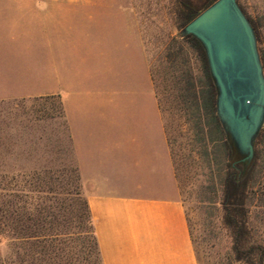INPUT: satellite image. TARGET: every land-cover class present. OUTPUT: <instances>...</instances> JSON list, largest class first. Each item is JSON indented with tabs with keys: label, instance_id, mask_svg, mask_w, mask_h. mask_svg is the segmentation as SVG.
Returning <instances> with one entry per match:
<instances>
[{
	"label": "crops",
	"instance_id": "0c3cea01",
	"mask_svg": "<svg viewBox=\"0 0 264 264\" xmlns=\"http://www.w3.org/2000/svg\"><path fill=\"white\" fill-rule=\"evenodd\" d=\"M23 1L0 24V100L58 96L101 264H199L132 7Z\"/></svg>",
	"mask_w": 264,
	"mask_h": 264
},
{
	"label": "rangeland",
	"instance_id": "374dc122",
	"mask_svg": "<svg viewBox=\"0 0 264 264\" xmlns=\"http://www.w3.org/2000/svg\"><path fill=\"white\" fill-rule=\"evenodd\" d=\"M237 2L255 30L259 54L264 59V0ZM112 4L132 7L135 33L149 61L153 91L165 119L180 196L185 203L198 262L237 264L230 257L231 240L221 223L220 203L210 201L206 195L204 188L208 185L209 170L202 162L199 147L194 142L191 124L178 106L176 85L172 78L175 72L169 68L164 57L167 41L171 37L182 38L178 35L181 29L173 21L172 0H112ZM24 6L23 0L20 3L19 0H0V24L10 22L19 14L32 12ZM87 6L86 13L91 16L99 14V3L93 2ZM42 9L45 12L46 9ZM32 29L36 30L33 37L45 38L42 29V32L35 27ZM22 32L23 36H30L28 27H22ZM187 52L194 72H197V58L190 48H187ZM61 123L60 100L56 95L0 100V206L4 201L12 199L8 196L9 189L16 190L13 200L20 207L27 199L26 188L30 184L44 190L55 188L57 193L39 194V202L47 209L51 205L55 206L53 209L60 222L58 228L67 235L59 238L54 254H49L53 256L52 259L34 251L30 252L31 255L35 260L45 258L41 262L37 259L38 264H101L92 228L86 219L81 179L74 170L71 155H67L66 142L63 148L66 157L61 159ZM260 147L264 153V143ZM258 176L260 174L255 178L258 179ZM74 188H78L79 195L64 193ZM261 210L255 208L253 216L261 215ZM260 230L264 229L261 227ZM42 244L32 249L40 250ZM17 246L23 255L26 252L25 244L18 242ZM7 251V241L0 238L1 254L5 255Z\"/></svg>",
	"mask_w": 264,
	"mask_h": 264
},
{
	"label": "trees",
	"instance_id": "16d2710c",
	"mask_svg": "<svg viewBox=\"0 0 264 264\" xmlns=\"http://www.w3.org/2000/svg\"><path fill=\"white\" fill-rule=\"evenodd\" d=\"M214 1L172 0L176 27L182 29ZM187 48L197 58V72H194ZM164 57L169 68L175 72L172 78L176 85L178 106L191 124L194 142L199 147L202 162L209 170L208 185L204 188L206 195L210 201L219 202L221 206V223L231 240L230 257L237 264H264V230H260L261 227L264 229V153L260 147L264 143V126L255 140L254 159L243 171L240 156L217 118L216 88L200 42L191 35L171 37L166 43ZM260 58L264 62L261 53ZM257 174H260L258 179L255 178ZM8 191L12 199L0 206V238L7 241L8 251L5 255L0 252V264H38L37 259H45L35 260L30 253L32 251L43 257H53L49 254H54L59 238L67 234L58 228L60 222L53 209L55 206L51 205L49 209L42 206L39 194L57 193L56 189L50 187L44 190L30 184L26 188L27 199L20 207L13 200L16 190ZM64 193L79 195L80 191L74 188ZM255 208L262 209L261 215L253 216ZM85 209L86 219L92 228L86 200ZM91 231L93 233V228ZM18 242L25 244L26 252L23 255L18 250ZM94 242L99 255L95 236ZM41 243L44 245L40 250L32 249Z\"/></svg>",
	"mask_w": 264,
	"mask_h": 264
},
{
	"label": "water",
	"instance_id": "95a60500",
	"mask_svg": "<svg viewBox=\"0 0 264 264\" xmlns=\"http://www.w3.org/2000/svg\"><path fill=\"white\" fill-rule=\"evenodd\" d=\"M178 35L193 36L204 49L217 118L245 171L264 125V73L255 30L237 0H216Z\"/></svg>",
	"mask_w": 264,
	"mask_h": 264
}]
</instances>
